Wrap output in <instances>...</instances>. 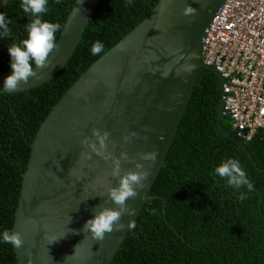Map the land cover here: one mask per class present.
Wrapping results in <instances>:
<instances>
[{"label":"water","instance_id":"1","mask_svg":"<svg viewBox=\"0 0 264 264\" xmlns=\"http://www.w3.org/2000/svg\"><path fill=\"white\" fill-rule=\"evenodd\" d=\"M96 1H73L61 23L56 38L59 48L50 55L49 67L37 70V77L15 92L47 82L64 66ZM222 1L156 0L149 12L93 60L50 107L29 143L20 173L9 229L20 233L24 241L20 248L12 246L15 264H109L126 236L129 221L145 201L153 198L160 201V214L166 223L163 199L149 195L148 189L163 163L198 69L210 71L216 79L215 131L231 140L255 168L235 133L221 128V78L199 57L204 31ZM11 74L0 72V93H10L3 90V84ZM145 127L151 131L145 132ZM94 128L110 133L103 155L81 144L86 137L96 142ZM132 132L138 137L125 142L123 137ZM121 152L132 161L121 160V175L137 171L136 164H141L150 173L147 187L127 201L135 214L122 217V231L106 234L103 242L93 240L90 234L84 239L83 232L70 230L82 229L94 218L98 205L116 207L110 202L104 205V201L109 190L119 184V177L111 172ZM151 152L157 153L154 163L140 158Z\"/></svg>","mask_w":264,"mask_h":264},{"label":"trees","instance_id":"2","mask_svg":"<svg viewBox=\"0 0 264 264\" xmlns=\"http://www.w3.org/2000/svg\"><path fill=\"white\" fill-rule=\"evenodd\" d=\"M73 1L48 0L42 20L61 24ZM155 1L97 0L74 50L53 77L27 91L0 93V237L11 228L20 173L38 125L73 80L137 24ZM20 4L21 0H0V13L11 30L9 37H0V72H12L8 47L27 38L29 20ZM97 40L104 48L92 55ZM217 101L214 75L198 69L148 189L149 195L163 199V218L171 229L162 220L160 201H145L133 220L135 228H128L109 264H264V132L241 141L254 168L231 140L215 131ZM220 126L230 131L228 122L222 120ZM228 159L244 164L251 192L246 186H226V180L215 173ZM242 192L247 196L244 200L239 199ZM0 264H15L12 245L2 238Z\"/></svg>","mask_w":264,"mask_h":264},{"label":"clouds","instance_id":"3","mask_svg":"<svg viewBox=\"0 0 264 264\" xmlns=\"http://www.w3.org/2000/svg\"><path fill=\"white\" fill-rule=\"evenodd\" d=\"M59 2L60 0H56V3ZM80 3H82V0H80ZM129 3H131V0H129ZM47 4L48 0H21L20 7L29 20L25 25L27 38L21 40L19 44H12L8 47L11 57L10 67L12 74L4 80L3 90L5 92H15L20 89L21 85L28 84L30 78L37 77V70L49 67L50 55L59 48L56 42V33L61 30V24L42 20V15L48 11ZM0 29H2L0 37L7 38L11 35V30L7 26L3 13H0ZM103 48V43L97 40L91 46V54L99 55L103 51ZM32 62L35 64V70L33 69ZM260 102L264 104V99ZM144 131L149 132L151 128L145 127ZM92 135L96 137V142H91L86 137L81 141V144L91 149L92 153L103 155V150L107 148L106 141L110 133L107 131L101 133L99 129L94 128ZM130 137H138V133L132 132L130 135L124 136L123 140L128 142ZM142 138L147 140V136ZM97 142L99 147H97ZM113 145H115L114 141ZM85 158L91 159V155H86ZM140 158L142 160H151L154 163L157 153H143ZM121 160L132 162L126 152H121L111 172L113 177H119V184L117 187L109 190L108 200L104 201V205L110 202L116 207L109 208L101 204L98 205L97 208L100 210L96 211L97 208L94 209V218L89 219L82 229L70 231L76 234L83 232L85 234L84 239L88 238V234H90L93 240L103 242L106 234L122 231L125 228V224L121 222L122 217L124 215L131 216L135 214V209L128 206L127 201L135 199L140 195L139 190L147 187L146 181L150 173L145 171L141 164L137 163V171H128L121 175ZM215 173L226 180V186L228 187L240 189L246 186L249 192L252 191V185L246 178V174L242 170L238 160L228 159L222 162L216 167ZM246 198V193L243 192L239 196L240 200ZM150 213L155 214V210H150ZM135 226L134 221H129L127 225L128 228H135ZM0 238H2L4 243L11 244L14 248H20L24 243L18 232L5 230ZM56 240H53L51 243Z\"/></svg>","mask_w":264,"mask_h":264},{"label":"built area","instance_id":"4","mask_svg":"<svg viewBox=\"0 0 264 264\" xmlns=\"http://www.w3.org/2000/svg\"><path fill=\"white\" fill-rule=\"evenodd\" d=\"M199 57L221 78V111L236 138L247 142L264 132V0H223Z\"/></svg>","mask_w":264,"mask_h":264},{"label":"rangeland","instance_id":"5","mask_svg":"<svg viewBox=\"0 0 264 264\" xmlns=\"http://www.w3.org/2000/svg\"><path fill=\"white\" fill-rule=\"evenodd\" d=\"M223 122H224V123H227L228 121H227L226 119H223Z\"/></svg>","mask_w":264,"mask_h":264}]
</instances>
